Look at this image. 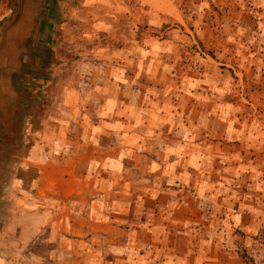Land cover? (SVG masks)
Listing matches in <instances>:
<instances>
[{
	"label": "rangeland",
	"instance_id": "rangeland-1",
	"mask_svg": "<svg viewBox=\"0 0 264 264\" xmlns=\"http://www.w3.org/2000/svg\"><path fill=\"white\" fill-rule=\"evenodd\" d=\"M18 6L0 0V42ZM21 21L22 41L8 62L19 68L11 75L16 94L0 105L16 121L8 139L0 126V264L135 263L134 255L123 256L126 244L141 228V208L158 210L159 197L138 196L139 218L132 217L129 121L176 120L192 136L183 146L202 172L187 176L180 195L192 206L179 214L202 215L171 230L207 225L202 216L212 214L214 201L221 200L218 214L231 216L246 201V213L260 216L251 237L264 241V0H27ZM113 121L117 136L103 135L96 145L116 146L120 159L118 179L102 180L104 191L118 182V217L104 207L97 219L92 202L105 192L95 190L93 163L80 156L88 136L82 124ZM40 132L66 143L37 163L30 153ZM223 193L231 205L222 211ZM233 229L232 255L212 248L198 264H263L264 248H251ZM196 258L190 253L187 264Z\"/></svg>",
	"mask_w": 264,
	"mask_h": 264
},
{
	"label": "crops",
	"instance_id": "crops-1",
	"mask_svg": "<svg viewBox=\"0 0 264 264\" xmlns=\"http://www.w3.org/2000/svg\"><path fill=\"white\" fill-rule=\"evenodd\" d=\"M66 95L63 102H66ZM116 122V121H113ZM86 123V122H85ZM128 130H133L130 134V141L132 142V152L136 159V165L133 168L135 176L131 177V189L132 199L129 208L132 210V217L138 219L139 213L137 197L143 198L144 196L159 197V203L157 205L158 210L152 207L148 210L142 206V219L139 223L141 228H135L130 234L128 243L126 244V250L123 254L125 258H129V255H134L137 259L135 263L123 264H187L188 256L190 253L195 252L197 255L196 264L202 263L201 255L205 252H209L212 248L223 249L224 252L232 255V250L236 246V236L234 234L233 226L239 227L240 231L244 233L243 239L250 240L247 242L251 247H263L264 241H260L261 236L257 239V236L251 237L260 231L261 225L257 223V219H260L259 215L247 214L243 209L246 208V201H239V208L232 216L228 214V210H224L225 214H218L216 205H219L221 200L214 201L213 212L210 216H202L204 220L209 222L207 225L195 226L194 228L178 230L173 229L174 226L182 225L185 222H198L199 217L202 215L186 214L185 217L180 218V209H187L192 206L191 203L182 200L181 191L186 189V185H190V181L187 180V176L194 179L195 174L202 172V168L195 166L193 163L194 157L193 151L187 146H183V140H192L190 132L185 133L175 126L176 120H170L167 125L165 123L152 124L150 121L143 124L132 123L129 121ZM87 124V123H86ZM86 124H82V129L87 133L85 150L82 152L81 157L88 159V163L92 164L91 176L93 177V186L95 190H102L104 177L110 175L113 180L118 179V166L120 159L118 153H116V146H110L109 149L97 146L96 141L101 139L103 135L110 133V136H117L120 128L117 122L108 124L105 122L99 123L94 129L86 128ZM174 124V125H173ZM175 126V127H174ZM131 128V129H130ZM150 133V134H148ZM187 134V135H186ZM58 137V139H57ZM33 144L30 155L33 161L39 163L41 159H49L56 148L63 149L66 143L65 137L58 135H51L48 133L40 132L33 137ZM153 140V141H152ZM155 141V145L152 142ZM188 143V141H185ZM136 147L139 150H135ZM142 151V152H141ZM122 162V161H121ZM143 179L140 182V179ZM114 184H118L117 181H112L111 186L106 187L104 195L102 193L97 199L93 200L92 205L94 207L95 217L100 219L102 212L100 210L104 207H111L116 212L118 217V198L113 199ZM226 186V184H225ZM184 187V188H182ZM43 188L39 187L38 190L32 195L33 198H39L38 193L42 194ZM146 192V193H145ZM222 199V210L224 207H229L230 200H228L225 193ZM111 196L109 198L108 196ZM146 202L147 198L142 199ZM212 200V199H211ZM145 214H147L145 216ZM94 217V218H95ZM144 217V218H143ZM249 224H244L246 219ZM178 230V231H177ZM138 234L143 235V239H138ZM252 234V235H251ZM186 235L188 241L184 246L178 245V242ZM146 236V237H144ZM151 237L152 242L146 243ZM140 240V241H137ZM252 242V243H251ZM256 249V248H255ZM138 262V263H136ZM207 264H217V262H210ZM228 264H235L228 262ZM259 264V263H256ZM262 264V263H260ZM264 264V263H263Z\"/></svg>",
	"mask_w": 264,
	"mask_h": 264
},
{
	"label": "water",
	"instance_id": "water-1",
	"mask_svg": "<svg viewBox=\"0 0 264 264\" xmlns=\"http://www.w3.org/2000/svg\"><path fill=\"white\" fill-rule=\"evenodd\" d=\"M18 2L19 6L17 13L15 14L14 18L11 21H8L2 29L3 38L0 42V105H2L5 101H11L9 97L16 94L11 82V75L14 72H19V68L16 67V64H13L14 67L12 68V63L9 66L8 62L14 63L15 60L14 58H12V56L9 55V52L11 46H18V42L22 41L20 39L23 37V28H26V24L21 20L25 15L27 0H18ZM21 30L22 32L20 36L19 32ZM4 115L5 114L3 113L2 109H0V126L2 125V127H5V129L7 130V132H3L1 136H3L4 139H8L9 137H13L15 134L16 130H14V128H16V121L13 122V117L6 118Z\"/></svg>",
	"mask_w": 264,
	"mask_h": 264
},
{
	"label": "trees",
	"instance_id": "trees-1",
	"mask_svg": "<svg viewBox=\"0 0 264 264\" xmlns=\"http://www.w3.org/2000/svg\"><path fill=\"white\" fill-rule=\"evenodd\" d=\"M33 59H37V56H34V58ZM30 67H32V68H34V69H36V65H35V63H32V65H30Z\"/></svg>",
	"mask_w": 264,
	"mask_h": 264
}]
</instances>
